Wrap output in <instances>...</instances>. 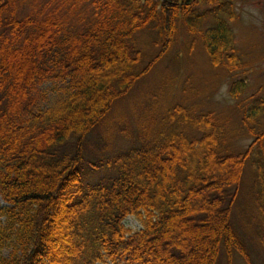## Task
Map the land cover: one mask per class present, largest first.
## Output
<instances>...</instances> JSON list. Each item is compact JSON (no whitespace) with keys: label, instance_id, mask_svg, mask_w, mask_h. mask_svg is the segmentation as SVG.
<instances>
[{"label":"trees","instance_id":"trees-1","mask_svg":"<svg viewBox=\"0 0 264 264\" xmlns=\"http://www.w3.org/2000/svg\"><path fill=\"white\" fill-rule=\"evenodd\" d=\"M75 1L86 4L76 23L16 19L0 3V264H216L221 249L227 264L233 251L253 264L231 213L255 154L254 205L264 207L262 100L245 103L241 120L199 100L208 86L191 100L179 91L167 105L150 101L140 144L107 163L115 175L95 184L81 175L88 134L169 53L180 19L198 35L200 5L218 14L201 35L212 67L248 72L228 22L250 0ZM151 28L158 52L148 55L137 35ZM245 87L236 81L231 97ZM245 138L254 142L240 150ZM131 216L141 230L124 225Z\"/></svg>","mask_w":264,"mask_h":264},{"label":"rangeland","instance_id":"rangeland-1","mask_svg":"<svg viewBox=\"0 0 264 264\" xmlns=\"http://www.w3.org/2000/svg\"><path fill=\"white\" fill-rule=\"evenodd\" d=\"M19 1L20 6L16 12L19 17L44 9L47 13H56L61 17L70 16L72 23L78 21L76 12L68 15V11L62 6L61 9L60 3L63 0ZM69 3L66 1L64 7H69ZM234 6L239 18L234 23L228 22V25L234 32L235 45L240 56L248 63V72L230 74L224 69L213 68L203 48L204 41L197 40L192 43L191 38L185 34L186 27L180 22L177 41L170 54L163 57L150 73L138 80L126 96L118 99L110 112L88 134L83 149L81 171L84 184H95L101 179H109L115 175V171L109 169L107 163L111 164L115 156L140 144L134 118L143 114L144 110L151 106V97L162 91L168 94L171 89V98L180 91L188 97L186 99L191 100L189 97L192 93H200L206 85L211 89V98L205 101L206 106L216 114L222 113L232 118L238 115L240 120L245 105L252 103V99L264 102V0L239 1ZM206 9L203 5L198 8L201 12ZM210 17L214 21L218 14H210ZM137 38L148 55L158 52V47H154L156 33L146 30L139 33ZM238 80H243L246 87L239 99H233L230 89ZM253 142L254 138L240 139L237 141V147L244 150ZM260 166H263V163L255 154L247 164L241 183V197L234 204L231 213L234 228L247 247L253 264H264V207L260 209L255 206L257 198H252L254 192L260 190L254 179L255 171ZM124 225L134 232L141 230L140 223L131 217L125 219ZM231 261L232 264H246L235 252H232ZM216 264H225L223 249L220 250Z\"/></svg>","mask_w":264,"mask_h":264},{"label":"bare ground","instance_id":"bare-ground-1","mask_svg":"<svg viewBox=\"0 0 264 264\" xmlns=\"http://www.w3.org/2000/svg\"><path fill=\"white\" fill-rule=\"evenodd\" d=\"M5 0H0V3H3ZM66 1H68V2H70L69 3V7H64L65 5H66ZM10 2V4H11V6H13L14 8H15V10H16V12H17V10H18V7L20 6L19 5V0H7V3H9ZM75 3H76V1L75 0H63L61 3H60V7L62 6L65 10H67L68 11V15H72V13H74V12H76V14L78 13V12H83L85 9H86V4H83V3H81V4H77V5H75ZM68 4V3H67ZM228 3H226V5H227ZM62 7H61V9H62ZM234 9H235V6H234ZM199 12H201L200 10H199ZM197 15H196V17L197 16H200V18H198L199 20H201L202 21V24H201V26H197V32H198V35H195V36H189L187 33H185L187 36H189L190 38H191V42L192 43H195L197 40H201V41H204L203 39H202V33H203V30L205 29V28H207L208 26H210V27H213L215 24L213 23V20H211V18L209 17V16H207V15H205V14H203L202 12L201 13H196ZM27 15H29V14H27ZM27 15H25V16H27ZM37 15H39V16H45V15H47V12L44 10V9H42L40 12H38V14ZM15 16V18L16 19H22V18H24V17H19V15L18 14H15L14 15ZM74 18H76L75 16H74ZM208 20H211V21H208ZM235 21H237V20H235ZM235 21H233V22H230V23H234ZM183 23V21L180 19L179 20V22L177 23V28H178V24L179 23ZM183 25H184V23H183ZM185 26V25H184ZM229 27H230V25H228ZM230 29H231V31H232V33H233V35H234V32H233V30H232V28L230 27ZM148 31H151V32H154V30L151 28V29H149ZM187 31V28H185V32ZM178 32H179V30H177V37H178ZM233 38H234V36H233ZM235 39V38H234ZM176 41H177V39H176ZM176 41L174 42V44L172 45V47L174 48V45H175V43H176ZM234 42H235V40H234ZM171 47V49H173ZM203 48H204V50H205V52H206V48H205V42H204V46H203ZM170 52H171V50L169 51V53L167 54V55H169L170 54ZM207 53V52H206ZM241 59H242V57H241ZM242 61H243V59H242ZM160 62V61H159ZM158 62V63H159ZM244 63H246L247 65H248V63L247 62H245V61H243ZM157 63V64H158ZM156 64V65H157ZM155 65V66H156ZM154 66V67H155ZM153 67V68H154ZM153 68H152V70H153ZM151 70V71H152ZM150 71V72H151ZM149 72V73H150ZM148 74V73H147ZM147 74H145V75H143V76H141L139 79H137V81L138 80H140L142 77H144V76H146ZM240 74H242V73H240ZM136 81V82H137ZM136 82L134 83V85H133V87L135 86V84H136ZM174 84V83H173ZM173 84H172V86H173ZM172 86H171V88H172ZM206 86V85H205ZM204 86V87H205ZM133 87L124 95V96H126L132 89H133ZM203 87V88H204ZM170 92H171V89H170ZM170 92H168V94H166V93H163V92H160L157 96H155V97H151V101H153V102H170V100H171V95H170ZM244 94V93H243ZM124 96H122V97H124ZM121 97V98H122ZM211 98V95L209 94L208 95V97H203V96H201L200 98H199V100L200 101H209V99ZM120 99V98H119ZM166 99H167V101H166ZM118 100V99H117ZM116 100V101H117ZM115 101V102H116ZM114 102V103H115ZM113 103V104H114ZM113 106V105H112ZM145 111V110H144ZM143 114H141V115H138V116H136L135 118H134V121H135V123L137 124L140 120H142L143 119ZM131 122V121H130ZM131 125H132V123H131ZM251 126H252V124L251 123H249V125H248V128L250 127L251 128ZM138 146V145H137ZM137 146H133V147H137ZM132 148V147H131ZM246 168H247V165H246ZM246 171V170H245ZM259 171H258V169L255 171V177H254V179H256V178H258L259 177ZM244 175H245V173H244ZM244 178V177H243ZM259 184H260V182H259ZM260 194H262V190H258L257 189V191H255L254 192V195L252 196V198L253 199H255V198H257ZM264 194V193H263ZM241 197V195H240V193H239V196H238V198H240ZM0 201L2 202V203H0L2 206H4V203H3V201H2V199L0 198ZM263 206V205H262ZM128 218V217H127ZM126 218V219H127ZM131 218H133L134 220H136L137 222H139L135 217H132L131 216ZM140 223V222H139ZM140 225H141V229H142V224L140 223ZM233 252H235V253H237L236 251H233ZM238 254V253H237ZM239 255V254H238ZM240 256V255H239ZM224 257H225V264H227V258H226V256L224 255ZM241 257V256H240ZM242 258V257H241ZM243 259V258H242ZM231 260H232V254H231ZM218 261V260H217ZM231 264H232V261H231Z\"/></svg>","mask_w":264,"mask_h":264}]
</instances>
